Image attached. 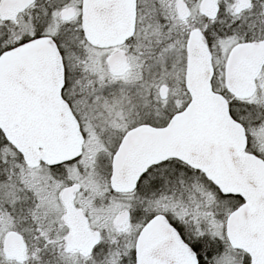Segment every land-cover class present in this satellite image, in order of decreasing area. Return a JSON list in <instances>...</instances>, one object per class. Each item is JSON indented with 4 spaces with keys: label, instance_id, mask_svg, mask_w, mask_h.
<instances>
[{
    "label": "snow or ice",
    "instance_id": "1",
    "mask_svg": "<svg viewBox=\"0 0 264 264\" xmlns=\"http://www.w3.org/2000/svg\"><path fill=\"white\" fill-rule=\"evenodd\" d=\"M0 264H264V0H0Z\"/></svg>",
    "mask_w": 264,
    "mask_h": 264
}]
</instances>
